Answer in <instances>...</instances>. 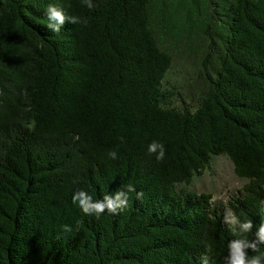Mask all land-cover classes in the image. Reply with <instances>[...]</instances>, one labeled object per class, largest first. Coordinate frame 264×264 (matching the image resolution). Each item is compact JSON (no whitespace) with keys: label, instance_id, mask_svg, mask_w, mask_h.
I'll return each mask as SVG.
<instances>
[{"label":"trees","instance_id":"16d2710c","mask_svg":"<svg viewBox=\"0 0 264 264\" xmlns=\"http://www.w3.org/2000/svg\"><path fill=\"white\" fill-rule=\"evenodd\" d=\"M93 3L0 0V264H224L264 222V0ZM49 4L82 22L53 32ZM161 30L205 40L193 103H171ZM217 153L248 178L225 206L186 187ZM128 184L144 195L118 214L72 201Z\"/></svg>","mask_w":264,"mask_h":264},{"label":"rangeland","instance_id":"374dc122","mask_svg":"<svg viewBox=\"0 0 264 264\" xmlns=\"http://www.w3.org/2000/svg\"><path fill=\"white\" fill-rule=\"evenodd\" d=\"M159 33L163 45L171 52L172 60L164 77L168 87L172 104L183 101L193 103L202 89L203 80L199 74L202 66L201 49L205 40L199 33H191L192 37ZM198 47V48H197ZM247 177L235 173L233 162L226 153L214 154L202 173L193 177L186 187L195 191L210 192L212 199L219 204L226 205L227 200L243 187Z\"/></svg>","mask_w":264,"mask_h":264},{"label":"clouds","instance_id":"9594fccd","mask_svg":"<svg viewBox=\"0 0 264 264\" xmlns=\"http://www.w3.org/2000/svg\"><path fill=\"white\" fill-rule=\"evenodd\" d=\"M83 4L89 10H93L97 5L93 0H82ZM48 19L47 27L53 32L58 33L61 27L66 23L78 24L82 20L78 16H66L64 11L54 4H49L46 9ZM149 155H155L156 160L163 161L166 155L165 145L159 141H152L147 146ZM108 157L117 160L118 152L115 150L108 152ZM136 193L137 198H142L143 193L137 192L132 184H128L123 188L115 191L114 194H105L102 199H94L87 191L79 190L72 198L73 203H78L79 207L86 215H94L97 218L105 213L114 215L118 214L128 207L129 193ZM224 222L229 225L230 230L235 235L237 231L240 233H251L254 224L251 220L241 221L240 218L231 210L225 213ZM64 232H71L72 228L63 225ZM264 245V222L260 223L256 228L254 239H233L228 242V254L225 256L224 264H264V251L261 246ZM258 253L257 255H249V253ZM208 258L204 257V264H207Z\"/></svg>","mask_w":264,"mask_h":264}]
</instances>
